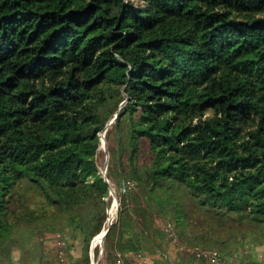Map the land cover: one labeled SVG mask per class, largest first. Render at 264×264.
<instances>
[{
	"label": "trees",
	"instance_id": "1",
	"mask_svg": "<svg viewBox=\"0 0 264 264\" xmlns=\"http://www.w3.org/2000/svg\"><path fill=\"white\" fill-rule=\"evenodd\" d=\"M109 187L108 264H173L139 195L194 258L264 243V0H0V264H90Z\"/></svg>",
	"mask_w": 264,
	"mask_h": 264
},
{
	"label": "rangeland",
	"instance_id": "2",
	"mask_svg": "<svg viewBox=\"0 0 264 264\" xmlns=\"http://www.w3.org/2000/svg\"><path fill=\"white\" fill-rule=\"evenodd\" d=\"M123 103H124V101L120 102V106ZM100 145H101V149H102L101 151L103 153L100 152V154H98L97 162H98V164L100 166V170H101V173H102V170H103V168L105 166V162H106L105 161L106 160L105 159V154L106 153H105L104 149L102 148L103 145H102L101 142H100ZM106 149H107V142H106ZM129 183H130V186H131L132 183L131 182H129ZM111 190H112L111 192L108 191V194H107V197H106V200H107L108 203H107V206H106V219H105V222H104V227L105 226L106 227H110V225L112 224L113 220L115 219V217L117 215L119 204H120L119 198H118V194L115 192V190L112 187H111ZM152 199H150L149 196L139 195V196H137V201L132 199V201L130 203H128V205L131 206V207H137V208H140V209H146L147 210V214L146 215L148 217L147 218L148 226H149L148 231L150 232V234H154V233L158 232L157 233V237L154 238L153 240L156 243L159 244L158 246L160 247L161 252L165 253V251L163 250V247L166 244V242L168 241L167 239H169L170 242L173 243V247H175L176 249H178V247H180V249L184 248L185 244H183V242L181 241L182 237L181 236L179 237L178 234H177V229L178 228H176L175 222L174 221L173 222L170 221L171 219L168 218L170 216L161 214L160 211L158 210L156 202L153 201ZM109 220H110V225L108 223ZM170 229H171V231H173L174 234L172 232H170ZM54 234L55 233H48V234H46V236L49 237L50 241H52V242L56 241V244L58 242L60 247H63L64 241H62L60 239L59 235H55L54 236ZM97 234L92 237L89 247L91 246L92 240L97 236ZM161 237H163V238L161 239ZM159 238L162 241L157 240ZM104 239H105V236H104L103 240L101 239L102 243H101V240L98 241L97 238L95 239L93 249L90 252V264H108L107 260H106V257H105V251H104ZM50 241H49V243H50ZM100 243H101V245H100ZM145 246L148 247V245H145ZM176 249H174V250L172 249V251H170V254L168 255V258H169L170 262H174V258H172L171 256L174 255L175 253H177V251H175ZM186 249L192 250V249L188 248L187 246H186ZM18 253L19 252H18L17 248H13L12 249V257L13 258L15 256L17 257ZM14 259H15L14 261L16 262L17 258H14ZM66 261H68V260H66V259L61 260V264H66ZM239 264H245V263H239Z\"/></svg>",
	"mask_w": 264,
	"mask_h": 264
},
{
	"label": "crops",
	"instance_id": "3",
	"mask_svg": "<svg viewBox=\"0 0 264 264\" xmlns=\"http://www.w3.org/2000/svg\"><path fill=\"white\" fill-rule=\"evenodd\" d=\"M167 240L168 241L163 247V250L165 251V253L163 254H165V256H168L172 249H176L175 247H173V243L170 242L169 239ZM187 250H184L183 248L180 249V247H178V249L175 250L177 251V253L172 256L170 255L172 258H174L173 264H211L208 260L199 259V257H192L189 254L190 250ZM238 255L239 258L242 259V262L245 264H264V243L246 245L243 250L239 252ZM14 258H16V256Z\"/></svg>",
	"mask_w": 264,
	"mask_h": 264
},
{
	"label": "built area",
	"instance_id": "4",
	"mask_svg": "<svg viewBox=\"0 0 264 264\" xmlns=\"http://www.w3.org/2000/svg\"><path fill=\"white\" fill-rule=\"evenodd\" d=\"M197 255L200 258H206L211 264H239L240 262L235 261L230 257H221L220 255L214 253H207V252H198ZM134 264H152V259L146 255L138 254L137 262Z\"/></svg>",
	"mask_w": 264,
	"mask_h": 264
},
{
	"label": "water",
	"instance_id": "5",
	"mask_svg": "<svg viewBox=\"0 0 264 264\" xmlns=\"http://www.w3.org/2000/svg\"><path fill=\"white\" fill-rule=\"evenodd\" d=\"M117 116V111L115 112V114H114V116H112L107 122H106V124H105V126H104V128H103V130L101 131V132H99L98 134L100 135V141H101V143H102V145H103V149H104V151H105V166H104V168H103V170H102V176H103V178L106 180V169H107V159H108V152H107V149H106V140H105V136H104V132H105V130H106V128H107V126L115 119V117ZM108 191L109 192H111L112 190H111V187H109V189H108ZM109 225H110V222H109ZM107 230H108V227H106L105 228V230H104V233H103V236H102V240H103V238H104V236H105V234H106V232H107ZM102 240H101V243H102ZM101 243H100V245H101ZM92 248H91V246H90V252L92 251L91 250Z\"/></svg>",
	"mask_w": 264,
	"mask_h": 264
},
{
	"label": "bare ground",
	"instance_id": "6",
	"mask_svg": "<svg viewBox=\"0 0 264 264\" xmlns=\"http://www.w3.org/2000/svg\"><path fill=\"white\" fill-rule=\"evenodd\" d=\"M109 222H110V220H109ZM109 222H108V223H109ZM105 228H106V226L103 227V228L100 230V232L97 234V236L92 240V243H91V248H92V249H93V246H94V241H95V239L97 238L98 241L102 239V236H103V233H104ZM92 249H91V250H92Z\"/></svg>",
	"mask_w": 264,
	"mask_h": 264
}]
</instances>
